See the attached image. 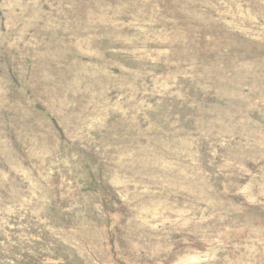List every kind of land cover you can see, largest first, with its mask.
Returning <instances> with one entry per match:
<instances>
[{
	"label": "rangeland",
	"instance_id": "1",
	"mask_svg": "<svg viewBox=\"0 0 264 264\" xmlns=\"http://www.w3.org/2000/svg\"><path fill=\"white\" fill-rule=\"evenodd\" d=\"M0 264H264V0H0Z\"/></svg>",
	"mask_w": 264,
	"mask_h": 264
}]
</instances>
